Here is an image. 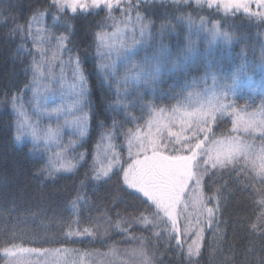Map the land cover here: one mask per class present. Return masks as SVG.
<instances>
[{
	"label": "trees",
	"instance_id": "16d2710c",
	"mask_svg": "<svg viewBox=\"0 0 264 264\" xmlns=\"http://www.w3.org/2000/svg\"><path fill=\"white\" fill-rule=\"evenodd\" d=\"M117 1L111 9L102 4L74 13L57 0H0V264H9L17 249L44 257L71 251L90 264H264V184L242 157L202 165L208 152L201 151L195 167L213 211L201 226L199 255L193 257L187 252L190 240L173 230L149 198L123 181L132 133L145 127L152 111L195 109L199 101L209 102L210 122L199 127L209 140L237 132V111L255 113L264 107V0ZM39 15L53 44L67 37V49L79 57L86 78L84 157L69 172H51L43 142L34 146L14 138L18 114L12 97L19 96L18 103L29 101L40 79L33 74V63L41 56L32 27ZM124 20L140 24L142 37L134 50L106 53L100 34L123 27ZM210 33L224 42H210ZM52 75L62 93L61 75ZM55 102L66 100L57 96ZM30 109L40 118L34 104ZM110 134L117 153L101 156ZM237 134L243 140L252 135L250 143L258 141L254 133ZM58 137L66 138V133L60 131ZM114 157L119 164L97 178L104 161L99 162ZM154 166L148 171L159 168ZM156 181L163 183L155 191L172 192L173 179L159 175Z\"/></svg>",
	"mask_w": 264,
	"mask_h": 264
},
{
	"label": "rangeland",
	"instance_id": "374dc122",
	"mask_svg": "<svg viewBox=\"0 0 264 264\" xmlns=\"http://www.w3.org/2000/svg\"><path fill=\"white\" fill-rule=\"evenodd\" d=\"M88 1L80 0L79 2L86 4ZM112 1L116 4L118 2L117 0ZM128 21L124 20L123 27H118L109 34H105V38L101 42L106 53L111 54L110 52L115 50L120 52L119 54H123L136 48L140 40L139 36L142 37L144 29L140 24L127 25ZM43 25L42 16H36L32 27L37 37L35 48L41 56V59L37 61L41 68L40 79L32 89L30 100L19 102L18 105H23L26 118L35 125L41 136L40 141L46 145L49 166L50 161L53 165L50 166L51 172H69L84 157V151L80 150V147L87 134V129H89L85 86L83 95H81L77 78L71 79L72 63L69 60L73 54L67 51L68 44L64 43V48L58 50V42L52 43ZM209 37L210 42L214 44L219 41L224 42L219 34L210 33ZM45 52L48 53L44 54ZM56 71L59 72V77L61 75L59 79L63 80L62 93L58 90L60 84L53 78L55 74L49 77L52 72ZM57 96H61L66 100V103H56ZM224 96H234V93H226ZM196 97L197 95H194L191 99L194 100ZM225 103L230 104V101L226 100ZM33 104L38 110L40 118L51 117V119L37 118L30 109ZM198 104L199 106L195 109H191V105H189V107L179 106L170 110L152 111L151 118L145 127L132 133L129 141L130 145L132 144V149L130 145L127 147V157L131 161L126 171L130 165H135L137 160H143L146 155H152L151 144L155 141L157 149L163 150L157 151L166 152L167 156L158 158V164L151 163L159 166L158 173L164 180L173 179L172 192L168 194L163 191H155L163 182H151V177H148L149 167L144 169L142 179H136L134 175L130 178L148 195L175 205L174 209H170V216L165 214L163 208L159 209L170 220L172 226L173 219L175 220L173 228L178 233L184 234L190 240V244L199 238L200 245L203 233L201 226L207 222L208 209L212 208L206 204L202 190V174L195 169V163L201 162V151H207L205 165L208 163L215 166L242 157V160L251 166L257 174L264 170V107L255 113L237 111L235 114V131L244 134L254 133L253 136L258 137L257 142L250 143L248 141L250 134L246 140H243L234 131L231 137L206 140L203 135H200L202 129L199 127L202 123H206L205 128L209 124V105L211 104L207 101H199ZM49 129L54 134L50 138L46 136ZM60 131L66 133V138L58 137ZM75 132L78 135H75ZM206 134L211 136V132ZM27 139L33 142L34 146L40 145V143L34 144L30 135H25L20 141L25 142ZM78 141L80 142L78 143ZM70 143L73 148L77 149L75 154L72 152ZM100 151V155L105 157L117 153L116 138L112 134L106 137ZM168 156L176 157V159L166 158ZM97 159L101 158L98 156ZM102 161L104 163H101ZM99 164L100 170L111 165V172L119 164V157L101 160ZM61 165H72V167L67 170ZM146 178H149V181L144 187ZM47 256L40 255L38 251L17 249L12 251L9 264H90L83 254L71 251L63 250Z\"/></svg>",
	"mask_w": 264,
	"mask_h": 264
},
{
	"label": "snow or ice",
	"instance_id": "6c2138e0",
	"mask_svg": "<svg viewBox=\"0 0 264 264\" xmlns=\"http://www.w3.org/2000/svg\"><path fill=\"white\" fill-rule=\"evenodd\" d=\"M58 5L61 8L67 7L70 8L72 12H76L77 8H80L82 10H87L88 8H96L100 7L102 4L104 7L111 9L113 7L112 0H91V4H85V3H80L79 0H57ZM105 38V34L101 33L100 34V39L103 41ZM67 40V37L61 36L59 37L58 41V50L60 48H64V43ZM67 51L71 52V49H67ZM70 63L73 64V74L77 78L79 82V89H80V94L83 95V90H84V83H85V75L84 71L82 70L81 63L79 60L78 56H71ZM33 74L35 76L41 75V68L40 65L37 63H33ZM135 78V75L133 76ZM35 83V80L33 81ZM20 97L19 96H13L12 97V107L13 109L17 112L18 114V119L15 122V139L17 141H20L25 135H30L34 141V144H38L39 141L41 140V136L38 134L37 128L35 125L30 123L28 119L26 118V114L23 111V105L19 104ZM54 134L52 131L49 129L46 133L47 137H52ZM152 147V155L151 156H145L143 160H137L135 165H130L128 170L124 172L123 174V181L124 183L128 186L130 189L137 190L138 193L143 194V197L149 198L157 208H163L164 212L166 215H171L170 209H174L175 205H171L167 202H163L160 200H157L156 198L148 195L142 188H139L137 184L134 182L133 179H131V176H135L136 179H142L144 175V169L147 167L154 166L151 162L153 161L154 157L157 156H167L162 154L161 152L157 151V145L155 141L152 142L151 144ZM168 159H176V157H171L168 156ZM50 166H53L51 161H50ZM61 167L66 168L67 170H70L72 165H61ZM111 170V165H109L108 168H102L98 173H97V178H100V176H108L109 172ZM258 175L260 176V183L264 184V170H261ZM261 204L264 205V200H261ZM209 215L212 213V209H208ZM175 225V220L173 219V226ZM175 230V228H173ZM253 230H255V226H253ZM172 239L175 240L176 245L178 248H182V245L180 243V240L177 237H172ZM200 251V245H199V238L196 241H193L192 244H189L187 247V252L189 257L197 256L199 255ZM141 255L143 253L141 252Z\"/></svg>",
	"mask_w": 264,
	"mask_h": 264
}]
</instances>
